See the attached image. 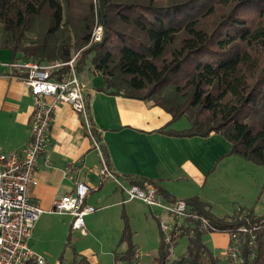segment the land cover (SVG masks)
Instances as JSON below:
<instances>
[{
  "label": "trees",
  "instance_id": "trees-1",
  "mask_svg": "<svg viewBox=\"0 0 264 264\" xmlns=\"http://www.w3.org/2000/svg\"><path fill=\"white\" fill-rule=\"evenodd\" d=\"M99 26L103 35L94 41ZM0 50L12 63L40 64L69 61L81 50L77 71L92 69L109 94L161 107L170 124L189 120L185 129L169 124L160 133L218 134L229 155L264 167V0H0ZM187 202L211 231L255 230V254L243 244L242 264H264V216H217L197 196ZM122 218L126 249L114 252L115 264L131 261L137 248L125 210ZM208 233L198 227L188 236L177 264H233L213 252ZM175 244L160 239L153 264H167Z\"/></svg>",
  "mask_w": 264,
  "mask_h": 264
},
{
  "label": "crops",
  "instance_id": "crops-1",
  "mask_svg": "<svg viewBox=\"0 0 264 264\" xmlns=\"http://www.w3.org/2000/svg\"><path fill=\"white\" fill-rule=\"evenodd\" d=\"M12 64L10 52L0 50V152L22 154L31 133L33 98L21 80L19 68L12 67ZM87 74L85 70L80 72L95 131L111 169L127 184L135 181H142L141 185L155 184L168 199L188 200L197 196L208 203L206 189L209 179L221 169L224 159L233 157L229 155L230 143L218 134L206 138H182L160 133L159 130L171 122L169 113L150 102L111 95L105 91L100 76L89 79ZM182 121L170 124V129L182 130L178 127ZM225 163L224 166L229 167L230 162ZM72 165L75 169L67 172ZM101 165L100 153L95 148L83 116L71 105L58 103L47 144L39 157L37 184L33 188V200L44 209L43 215H55L50 212L54 200L66 193H75L80 181L91 187L86 203L95 207L107 201L124 208L138 202H125L124 194L113 180L101 182L98 176ZM90 169L93 171L89 172ZM211 211L217 216H224L215 213L212 208ZM151 212L154 216L155 213ZM58 216L67 217L71 227V215ZM41 218L42 215L29 242L31 248L39 253L41 249L37 236ZM210 235L211 242L215 244L211 249L218 257H224L228 235L223 243L217 239L222 233ZM135 243L140 248L139 243ZM115 251L112 252L114 262ZM47 262L50 264L48 258Z\"/></svg>",
  "mask_w": 264,
  "mask_h": 264
},
{
  "label": "built area",
  "instance_id": "built-area-1",
  "mask_svg": "<svg viewBox=\"0 0 264 264\" xmlns=\"http://www.w3.org/2000/svg\"><path fill=\"white\" fill-rule=\"evenodd\" d=\"M103 29L97 27L93 40L102 38ZM76 57L69 61H55L51 64H40L36 61L13 62L12 67L19 68L21 80L29 88L33 98L31 133L22 154L0 152V264H48L44 255L31 248L29 242L34 228L45 212L33 200V188L37 184L36 168L39 157L44 150L51 128L54 110L58 103H65L81 116L93 139L95 148L100 153L102 165L98 170L101 182L113 180L125 196V202L140 201L154 210L160 219L161 239L166 243L178 242L182 236H190L198 227L208 234L215 233L209 220L197 213L185 199H168L166 195L152 183L127 184L110 167L102 148L101 140L95 131L89 103L85 94L86 86L80 72L76 69ZM72 165L68 171L74 170ZM78 170V168H76ZM93 170L90 169L89 172ZM91 187L84 181L77 182L75 193H66L53 202L51 213L71 215L72 231H80L87 235L86 217L97 211L93 205L86 203ZM158 209V210H157ZM162 210L163 212L159 211ZM247 211L237 213L244 216ZM255 230L242 226L228 235L229 241L224 249V257L233 264L245 261L243 244L248 250L255 252ZM174 248H172L173 251ZM154 255L136 248L129 262L118 264H153ZM56 264H61L57 262ZM167 264H177L173 257Z\"/></svg>",
  "mask_w": 264,
  "mask_h": 264
},
{
  "label": "rangeland",
  "instance_id": "rangeland-1",
  "mask_svg": "<svg viewBox=\"0 0 264 264\" xmlns=\"http://www.w3.org/2000/svg\"><path fill=\"white\" fill-rule=\"evenodd\" d=\"M80 51L73 50L72 57L78 58ZM85 72L89 79L95 77L92 69L87 67ZM189 124V120L184 118L178 127L183 129ZM224 160L221 169L208 182L206 193L209 207L215 213L225 216L232 215L234 211L237 212L238 206H243L253 209L258 216H264V167L235 155ZM228 161L229 167H225L224 164ZM96 205L100 209L85 218L86 236L80 231H72L67 217L42 214L37 241L42 255L46 260L48 258L50 264H83L87 260L98 264H115L112 252L126 249L125 242L119 243L125 225L122 218L124 209L134 234V242L139 243L140 249L155 256L161 235L157 220L151 212L154 210L140 201L126 205V208L111 205L110 201ZM205 239L210 248L215 247L210 234ZM217 239L219 243H223L227 234L222 233ZM188 243V236L180 237L172 256L179 258L183 255Z\"/></svg>",
  "mask_w": 264,
  "mask_h": 264
}]
</instances>
